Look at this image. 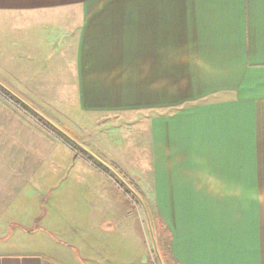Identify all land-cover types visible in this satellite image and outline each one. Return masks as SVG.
Wrapping results in <instances>:
<instances>
[{
    "label": "crops",
    "instance_id": "0c3cea01",
    "mask_svg": "<svg viewBox=\"0 0 264 264\" xmlns=\"http://www.w3.org/2000/svg\"><path fill=\"white\" fill-rule=\"evenodd\" d=\"M0 69L61 128L119 117V161L80 142L165 264H264V0H0ZM0 264H159L139 203L1 95Z\"/></svg>",
    "mask_w": 264,
    "mask_h": 264
},
{
    "label": "water",
    "instance_id": "95a60500",
    "mask_svg": "<svg viewBox=\"0 0 264 264\" xmlns=\"http://www.w3.org/2000/svg\"><path fill=\"white\" fill-rule=\"evenodd\" d=\"M0 88L3 89L5 92H7L9 95H11L14 99H16L20 104H22L25 108H27L30 112H32L35 116H37L39 119L44 121L47 125H49L52 129H54L57 133H59L61 136H63L66 140H68L72 145L80 149L82 152H84L86 155H88L91 159H93L96 163H98L101 167H103L105 170H107L125 189L137 200L139 205L144 211L147 224L149 227L151 239L154 246V251L158 260L159 264H165L164 259L161 255V252L159 250L158 242L155 236V231L152 223V219L148 210V207L144 201V199L139 195V193L132 187V185L110 164L105 162L103 159H101L99 156H97L95 153H93L90 149H88L86 146H84L81 142H79L77 139H75L73 136H71L69 133H67L64 129L59 127L56 123H54L51 119H49L45 114H43L41 111L37 110L35 107L30 105L28 102L24 101L22 98H20L17 94L12 92L9 88H7L5 85H3L0 82Z\"/></svg>",
    "mask_w": 264,
    "mask_h": 264
},
{
    "label": "rangeland",
    "instance_id": "374dc122",
    "mask_svg": "<svg viewBox=\"0 0 264 264\" xmlns=\"http://www.w3.org/2000/svg\"><path fill=\"white\" fill-rule=\"evenodd\" d=\"M3 75V71L0 69V79L1 76ZM10 80V81H14L17 82L16 78H11L10 77H6V81ZM15 88H18V86H13ZM24 88V86H21ZM27 89V87H26ZM23 92V91H22ZM24 95H28L29 97L31 96V94L27 93H23ZM7 101V100H6ZM9 103H11L13 106L17 107L15 104H13L10 101H7ZM36 106H39L40 108H42V110L46 111V112H50V108L49 106L51 105V103H44V102H36L33 103ZM20 110V109H19ZM25 114V113H24ZM26 115V114H25ZM28 116V115H27ZM29 117V116H28ZM31 118V117H29ZM32 119V118H31ZM64 119V118H62ZM119 119L118 116H107V117H101V118H95L93 123H88V124H83L81 123L78 124L74 119L72 120H65V125L62 126V128L69 133L71 136H73L75 139H77L79 142L81 141V136L86 138L88 137V140L86 139V141L91 140L93 142V144H97L98 148L97 149L99 152H101L103 155L109 156L108 158L111 159V161H119V158L115 155V153L113 151H111L110 149H108V146L106 144V141L103 140L104 138L101 139V136H97L94 133V126H99V125H107L110 123H116V121ZM34 120V119H33ZM119 121V120H118ZM122 122V121H121ZM119 122L118 125H122V123ZM123 126V125H122ZM68 141V140H67ZM82 142V141H81ZM74 146V145H73ZM80 150V149H79ZM93 152V151H92ZM94 153V152H93ZM98 156V155H97ZM117 170V169H116ZM118 171V170H117ZM119 172V171H118ZM120 173V172H119ZM121 174V173H120Z\"/></svg>",
    "mask_w": 264,
    "mask_h": 264
},
{
    "label": "trees",
    "instance_id": "16d2710c",
    "mask_svg": "<svg viewBox=\"0 0 264 264\" xmlns=\"http://www.w3.org/2000/svg\"><path fill=\"white\" fill-rule=\"evenodd\" d=\"M0 95L7 101L12 102L17 106L18 109H20L22 112H24L26 115L34 119L42 128H44L46 131L51 133L53 136H55L58 140L63 142L64 144L69 145L74 151L77 157H81L91 163L93 166H95L97 169L101 170L105 174H107L109 177L115 180V182L119 185V187L133 200L137 202V200L123 187L107 170H105L103 167H101L98 163H96L93 159H91L88 155H86L84 152L79 150L77 147L73 146L69 141H67L63 136H61L59 133H57L54 129H52L49 125H47L44 121L39 119L37 116H35L32 112H30L27 108H25L22 104H20L16 99H14L11 95H9L7 92H5L3 89L0 88Z\"/></svg>",
    "mask_w": 264,
    "mask_h": 264
}]
</instances>
